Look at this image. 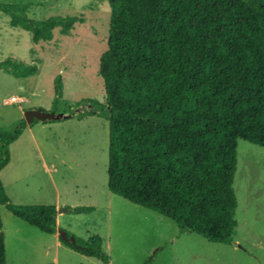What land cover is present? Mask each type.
Returning a JSON list of instances; mask_svg holds the SVG:
<instances>
[{
	"label": "trees",
	"instance_id": "trees-1",
	"mask_svg": "<svg viewBox=\"0 0 264 264\" xmlns=\"http://www.w3.org/2000/svg\"><path fill=\"white\" fill-rule=\"evenodd\" d=\"M108 2V50L100 62L106 103L89 101L91 111L77 120L109 121V192L172 220L181 234L233 245L238 142L264 149V0ZM0 11L12 27L32 32L36 45L52 42L57 29L67 36L83 23L79 17L34 21L25 5L0 4ZM0 70L17 79L38 73L37 66L14 59L0 63ZM55 88L59 99L61 76ZM28 126L20 120L0 128V173ZM3 206L44 234L58 233L55 206L15 205L0 179ZM69 210L87 215L95 208ZM0 232V264H7L1 218ZM75 238L77 245L60 237L71 250L111 263L100 236Z\"/></svg>",
	"mask_w": 264,
	"mask_h": 264
},
{
	"label": "rangeland",
	"instance_id": "rangeland-1",
	"mask_svg": "<svg viewBox=\"0 0 264 264\" xmlns=\"http://www.w3.org/2000/svg\"><path fill=\"white\" fill-rule=\"evenodd\" d=\"M0 4L28 6V17L34 21L83 19L69 35L57 29L52 42L36 45L32 32L12 27L11 17L0 11V63L14 59L38 67L37 75L25 79L0 70V128L25 120L29 110L67 116L53 128L36 124V141L27 135L11 146V164L5 175L6 183L11 177L16 180L18 189L12 196L17 202L55 206L59 230L74 237L100 236L110 264H143L146 260L152 264H264L263 148L245 140L238 142L234 244L181 234L172 220L109 192V121L100 117L77 120L79 114L91 111L89 101L106 103L100 62L108 50L111 27L108 0H0ZM59 76L64 89L57 99ZM13 97L22 102L12 103ZM76 207H94L95 211L74 215L69 208ZM65 209L68 211L61 213ZM0 218L3 235L16 227L14 222L21 223L5 208L0 209ZM10 255L17 262L22 257ZM82 259L68 254L66 264H103Z\"/></svg>",
	"mask_w": 264,
	"mask_h": 264
},
{
	"label": "crops",
	"instance_id": "crops-1",
	"mask_svg": "<svg viewBox=\"0 0 264 264\" xmlns=\"http://www.w3.org/2000/svg\"><path fill=\"white\" fill-rule=\"evenodd\" d=\"M26 100V99H25ZM27 101V100H26ZM41 123L42 128H53L56 123L49 122H37L29 125L26 130L22 133L20 138L14 142L12 145L17 144L23 139H26L27 135L36 141V137L34 134V126L36 124ZM11 145V146H12ZM11 150V147H10ZM11 153V152H10ZM11 164V162H10ZM10 164L1 171L0 179L3 183L4 189L8 195V198L11 203L16 205H22L20 202H17L12 193L17 191V185L15 183V178L11 177L9 181L6 183V171L9 168ZM14 194V193H13ZM5 208V206L1 207ZM57 209V208H56ZM7 210V209H6ZM8 211V210H7ZM14 217V216H13ZM16 218V217H14ZM19 222L15 223V228H10L8 234L4 235L5 245H6V253H7V264H23L21 261H25L28 264L31 261L33 264H66V258L68 254H76L83 258V262H93V260H97L95 258H88L79 254L70 248L66 247L61 239L59 233L56 235H47L42 233L39 229L30 226L26 222L16 218ZM57 223H58V215H57ZM59 226V223H58ZM3 231V225H2ZM59 231V230H58ZM49 239H47V238ZM14 253V255H20L19 261L17 262L10 253ZM26 258V259H25ZM64 260V263H63ZM99 261V260H98ZM94 264V263H92Z\"/></svg>",
	"mask_w": 264,
	"mask_h": 264
},
{
	"label": "water",
	"instance_id": "water-1",
	"mask_svg": "<svg viewBox=\"0 0 264 264\" xmlns=\"http://www.w3.org/2000/svg\"><path fill=\"white\" fill-rule=\"evenodd\" d=\"M67 116L63 113L58 114L57 112H44L42 110H29L25 113V120L28 125L33 124L35 121L39 122H52L66 120ZM68 210H62L61 213L67 212ZM60 237L73 245H77L76 238L74 236L69 237L68 234L62 230L58 231ZM1 237V232H0Z\"/></svg>",
	"mask_w": 264,
	"mask_h": 264
},
{
	"label": "built area",
	"instance_id": "built-area-1",
	"mask_svg": "<svg viewBox=\"0 0 264 264\" xmlns=\"http://www.w3.org/2000/svg\"><path fill=\"white\" fill-rule=\"evenodd\" d=\"M11 102H12V103H20V102H22V100L13 97V98H11Z\"/></svg>",
	"mask_w": 264,
	"mask_h": 264
}]
</instances>
